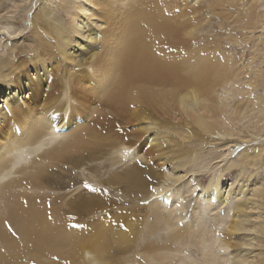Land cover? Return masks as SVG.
<instances>
[{
	"label": "bare ground",
	"instance_id": "6f19581e",
	"mask_svg": "<svg viewBox=\"0 0 264 264\" xmlns=\"http://www.w3.org/2000/svg\"><path fill=\"white\" fill-rule=\"evenodd\" d=\"M192 1L59 0L63 22L32 0L23 33L1 25L22 15L16 5L7 17L16 0H0V36L9 34L0 58V264H264V95L256 93L264 75L254 69L238 84L264 55L263 33L250 36L264 27V0ZM203 7L238 24L240 43L252 45L242 67L244 55L232 59L195 36ZM26 34L30 43L17 45ZM213 144L226 147L222 169L206 187L199 179L184 189L189 173L208 171ZM231 144H245L233 160ZM123 161L100 181L87 171ZM235 169L263 178L223 186ZM111 185H124L126 202L109 197ZM196 188L195 216L181 224L184 195ZM191 249L199 258L185 255Z\"/></svg>",
	"mask_w": 264,
	"mask_h": 264
},
{
	"label": "rangeland",
	"instance_id": "374dc122",
	"mask_svg": "<svg viewBox=\"0 0 264 264\" xmlns=\"http://www.w3.org/2000/svg\"><path fill=\"white\" fill-rule=\"evenodd\" d=\"M31 1L32 0H16L15 5H14L13 2H8L7 4L9 6V8L7 9V11L12 12V13H9L8 12L6 14V16L9 17V16L13 15V11L15 10V6L16 5H18L17 12H16V17H19L20 15H22V16H21L20 19H18V22H15L16 24H14L13 26L12 25H9V24H5L4 25V24H1V22H0V24L3 25V26H5L6 30H8V32H12V31L14 32V30L15 29L16 30L19 29V27H20V30H23L24 29L23 30V33L25 31L28 32V30L31 28L29 26L30 25V22H29L30 16L29 15L34 10V5H33L32 10L29 11V13L27 12L28 13V16L24 12L26 11L25 9L29 6V4H30ZM198 1L199 0L192 1L191 3L193 5H195V2H196V5H198L197 4ZM39 2L40 1L37 2V5H38ZM58 2H59V0H44V1L41 0V7H42V9H41L40 12L41 13L42 12H48L49 10H51L50 7H52V8H54L53 16L55 17V19H57V18L60 17V18H63L62 19L63 22H66V20L68 19V15L65 14V13H63L59 9H57ZM203 4H204V2L202 3V6H203ZM30 9H31V5H30ZM209 16H210V14L203 7L202 10H200V12H199V17L202 18V21L199 22L200 25H199V28H198V35H195V36H200V35L203 34V35H205L204 36L205 38L203 37L205 40L212 39L216 45L220 46L219 47L220 48L219 51H221V53L223 52L224 55H226V56H232V59L239 60V58L241 59V57H243L242 55H244L243 59H241L240 62H239L240 67H242L243 64H246L247 61L250 58L249 53L253 51L252 45H250L249 43H248V45H243L242 43H240L242 41V38L244 37V34L240 30V28L238 27V24H236V25L235 24L230 25L228 22H222L219 18H217V17H215L213 15L210 18H208ZM92 21H95V20H92ZM84 22H90V21H84ZM85 24L87 25V23H85ZM12 27L14 28V30H13ZM1 33H3V35L0 36V58L5 56L4 53H6V49H8V46H6V45L9 44V43L6 44V40H7L6 38H8V35L9 34L6 31H3V30H1ZM23 33H21L20 35H22ZM262 33L264 35V27L263 28H258L256 31H252V33L250 34V36H257L258 34L260 35ZM16 41H17V43H16L17 45L19 44V42H22V41H24V43L26 42V44L27 43H30V35L29 34H26L22 39L16 40ZM199 41L198 42L201 45L202 40H199ZM196 42H197V40L194 41V43H192L193 48L199 46V43L198 42L196 43ZM219 58H221L223 60L224 57L222 56V57H219ZM252 66L254 67L252 69H250L248 66H246L244 68V70H243L244 72L240 75L241 81L238 83V84H241L240 87L247 86V83L246 82L248 81V79L252 78V76L254 74V69L258 70L260 72V74L264 75V55H263V57H260V59H256V61L254 60ZM3 93H4L3 88H0V97H1V95ZM256 93L257 94H260V95L261 94L264 95V90L261 89V88H258L256 90ZM252 95L253 94H251L249 96H252ZM263 108H264V106H263ZM125 128L126 129H129L130 127H128V126L126 127L125 126ZM235 132H237V131H234V133ZM261 135L264 136V132H262ZM256 144L258 146H260L261 145V142L260 143H255V140L252 139L251 146L252 145H256ZM219 147H222V148H219ZM242 147H245V144H240V146H237L235 144H231V145L228 146V149L229 148L231 149L230 150L231 160H233V159H235V157H237V153H239L241 151L240 149H242ZM223 148L226 149V147H224L223 144H220V146H219V144L218 145H214L213 144V150L214 151L217 150V151H216V155L214 154V156H213L214 157L213 158L214 161L212 160L211 165L208 166L209 168H208V171H206V173H205L206 175L204 174L202 176V178H199L197 176H194L193 175V172L192 173H189V177L187 176L188 180L186 178V181L183 182V184H185V187H186L184 189H190L191 190L193 185L195 186V185H197L199 183V179H201V182H200L201 183V186H204V187L207 186L210 177H212L213 174L216 175L218 173V171H220L222 169V166H223L224 162H220V160L222 158H218L217 156L219 154H217V153H221L222 154ZM219 149L220 150L222 149V151H220ZM213 150L210 149V150L206 151V149H205L204 152L202 153V155H203L202 158L205 159V160H208L209 151H213ZM205 154L206 155L208 154V157L205 156ZM205 157H207V159ZM215 157L217 159H215ZM205 160H203V164L206 163V162H208V161H205ZM137 161L138 162H141V161H139V159ZM216 161H218L219 163L216 162ZM126 163H125V161H123L122 163H120L118 165L109 166L108 163L105 162V163H102V164L98 165V169L97 170L100 169L99 171H95L94 169H90V170H87V171L88 172L91 171L92 174L95 176V179L97 181H100L98 178H100L102 176H103V178H105L106 175L113 173V171H116L119 168L121 169V168L125 167V164ZM216 163H218V164H216ZM209 170H210V172H209ZM254 171H255V169H249L248 171H245L244 175L241 176V175H239L240 174L239 173L240 170L235 169L230 176H224V177H222L221 178L222 180H220V182L222 184H224L223 186L228 187L231 183H235V184L241 183L242 180L244 178H246V176L247 177H250V175L252 176V178L254 179V181L255 180H258V179L262 180V178H263V171L262 170L255 171V172ZM97 174H98L99 177H97ZM71 175L73 177H76L77 178V185H80V181L82 179V170L81 169L72 170ZM65 181H67V178H66ZM85 181H88V180H85ZM89 185H91V184L90 183H86L85 184V186H87V187ZM101 185L102 184H100V186ZM103 186H105V185H103ZM181 186L183 187V185H181ZM122 187H124V185H119V186H113V185H111V186H109V188L106 187V189H104V190H105V192L108 193V195H109L110 198H113V199L118 198L122 202H126L124 200L125 197L122 196L119 193V190H122L123 189ZM172 188L174 190L175 186H173ZM197 188L195 189L196 191L195 190H192L189 193H186L184 195L185 196L184 198H186L185 199L186 202L183 205L182 210L180 212L181 216L184 217L182 219V221H181V224H185L187 222H190L191 219L193 218V216H195V215H193L194 214L193 212H194L196 206H199L198 205V200L199 199H195L196 198L195 197V194L197 193ZM217 210L220 211V214H221L220 216H222V217H226L227 216V215H224V214H225L226 211H228V208L222 207V208H219ZM217 210H216V213H217ZM214 214H215V212H214ZM209 218L210 217H207L206 218L207 219V221H206L207 226H210L212 224V222H211V220ZM73 220H75V219L73 218ZM159 234H161V233L159 232ZM190 251L191 252H189L188 254L185 253V255H189L190 254L191 256H194V257L195 256H198V254H196V252H195L194 249L193 250L191 249ZM197 258H199V256Z\"/></svg>",
	"mask_w": 264,
	"mask_h": 264
},
{
	"label": "snow or ice",
	"instance_id": "6c2138e0",
	"mask_svg": "<svg viewBox=\"0 0 264 264\" xmlns=\"http://www.w3.org/2000/svg\"><path fill=\"white\" fill-rule=\"evenodd\" d=\"M93 191H95V189H93Z\"/></svg>",
	"mask_w": 264,
	"mask_h": 264
}]
</instances>
